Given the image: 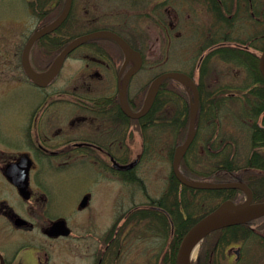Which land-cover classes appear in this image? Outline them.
Segmentation results:
<instances>
[{
    "label": "flooded vegetation",
    "instance_id": "obj_1",
    "mask_svg": "<svg viewBox=\"0 0 264 264\" xmlns=\"http://www.w3.org/2000/svg\"><path fill=\"white\" fill-rule=\"evenodd\" d=\"M90 1L82 4L99 10V4ZM176 1L153 0L144 11L124 13L123 20L113 21L134 55L124 54L117 44L85 47L64 61L46 88L25 77L19 57L0 60L1 85L26 83L41 95L27 110L21 140L0 132V264H165V255L148 243L164 234L176 235L178 196L172 186V197H164L170 183L150 178L147 167L153 161L149 126L163 130L164 117L158 109L154 117L129 119L119 97L124 82L135 71L126 94L130 110L138 112L141 99L130 94L132 82L148 73H165L164 67L177 61L179 41V46L186 41L191 45L185 61H191L189 72H197L202 80L219 78L223 69L218 65L226 63L219 51L234 48L254 60L264 46V0H194L193 11L175 8ZM30 65L44 72L53 63L45 55L36 62L31 59ZM64 71L68 76L60 79ZM208 88L225 91L219 84ZM133 159L139 161L138 174L117 167ZM71 172L86 181L79 187L82 192L71 199L70 212L52 218L51 210L68 196L60 191L57 177ZM52 181L58 188H52ZM163 185H168L164 194ZM73 214L78 220L71 225L64 215ZM57 222L64 229L53 232ZM159 223H169L170 231L158 229ZM257 223L248 228L263 233L264 223ZM66 230L69 234L63 236ZM241 247L228 249L231 264L240 263Z\"/></svg>",
    "mask_w": 264,
    "mask_h": 264
},
{
    "label": "rangeland",
    "instance_id": "obj_2",
    "mask_svg": "<svg viewBox=\"0 0 264 264\" xmlns=\"http://www.w3.org/2000/svg\"><path fill=\"white\" fill-rule=\"evenodd\" d=\"M40 1V2H39ZM49 0H29L27 3V0H0V60H4V62L8 59L15 58L14 60L18 59L19 55L21 54V51L24 47V43L31 35V31L36 27L37 22L36 19H33V16L31 15V11L28 7L29 3H48ZM52 1V0H51ZM101 4V0H98ZM97 0H92L90 2H98ZM143 1V2H142ZM83 0H74V12L76 15L82 14V12H85L86 14V20L91 17H96L94 23L91 24H85V29L78 30V27L76 25V21L71 22L69 30L75 32V36L78 33H85L94 31L98 26H104V27H110L108 25L109 18L113 19H121L123 12L128 11L129 14L133 12H140L146 8V3L144 0H112L111 2H108L105 6L104 3L101 4L98 13L93 14L92 10H90V5L84 6L82 4ZM193 0H184L183 2L181 0H178L175 2V5L177 7H183L190 5L192 9H195L194 5L192 4ZM189 10H191V8ZM82 17H80L81 19ZM79 19V20H80ZM90 20V19H89ZM257 25V24H256ZM240 32V31H239ZM180 41L176 45V53H177V61L174 65H166V68H175L180 69L182 71L188 72L192 63L191 61L186 60L188 57V54L191 53V45H189V42L186 41L185 46L180 49L179 46ZM106 46H110V44L105 43ZM82 49V48H81ZM81 49H78L74 54L79 52ZM18 56V57H17ZM13 60V59H12ZM242 65H240L237 61H233L231 63L225 64V65H218V69H223L219 72L220 83L224 86H227L229 88H233L237 85L243 83V86L251 83V77L249 73H247L245 70H243ZM20 73V72H19ZM68 76L67 71H64L63 75L60 77V79H63ZM3 78H0V80ZM154 77L152 75H143L141 77H137L135 80V88L131 92H137L139 87H144L145 85L143 82L149 83L152 81ZM216 80H212L213 82ZM145 83V84H146ZM2 85L0 84V87ZM7 85L0 88V124H4V126L0 125V132L5 135H16L18 140H21V133H22V127H23V120L24 118L28 117L27 110L28 108L35 106L39 102L40 91L34 89L33 87L28 86L26 83H22L18 87H13L14 85H10L6 87ZM138 87V88H137ZM136 89V90H135ZM132 90V87H131ZM130 90V91H131ZM183 92L182 90H180ZM240 90L237 88H233V92L237 96H239ZM211 93V92H207ZM230 94V93H229ZM245 93H243L242 97ZM174 94H172V99L169 100L168 105L165 104V112H170L176 117V114L178 115L180 113L181 108L184 104L180 102L177 104V102L174 101ZM221 98V97H220ZM177 101V100H176ZM179 102V101H178ZM227 104V105H226ZM241 101H239L237 98H234L232 100V103L226 101L225 106L222 111H218L217 116L214 120V124L216 125V128H214L215 133L218 131V135L216 138H213V132L212 134L208 135V140H214V146L218 147L220 142H227L230 143V146H228V150L231 148V144H234V152L227 153L224 158H221V161L226 160L228 157H230L233 161H240L245 159L247 155H249V151L251 150L250 147V129L245 121H240V112H244L247 102L242 105L241 108ZM226 107V108H225ZM225 109V110H224ZM239 112V113H238ZM169 114V113H168ZM212 131V130H211ZM203 131L201 132L202 135ZM163 134H168V131L166 128H164ZM162 136V135H161ZM201 137V136H200ZM157 140V139H156ZM163 151L169 152V149L172 145V139L170 137H164L163 138ZM167 141V143H166ZM203 141L198 140L197 144L202 143ZM222 142V143H223ZM202 145H207V142H203ZM199 155L194 154L192 156L191 161L194 162V165L196 162H200L199 166L205 165L207 163V151H197ZM247 158V157H246ZM157 163L153 165L152 167L154 170L158 172L159 180H165L169 177L170 180V172H171V159L170 155L164 153L161 155V157L157 158ZM189 175V174H188ZM155 176V175H154ZM190 176V175H189ZM63 178V179H62ZM57 182L59 183L60 191L64 194H68V196H63L62 201L60 202V206L57 208L55 207V211L51 210V213L49 216H52V218H55L58 215H63V213H68L71 211L72 206L68 207L71 203V199H77L82 192V189L79 188L80 185L85 184V180H82L78 177L77 172H71L66 177H57ZM53 182V181H52ZM55 183V182H53ZM58 183H55V185L52 187L53 189L58 188ZM72 184V186L70 185ZM76 187V188H75ZM75 188V190H73ZM159 192L162 193V190H159ZM160 197V193H159ZM215 201H211L210 206H208V209H210L211 206H213ZM63 205V207H61ZM207 205V204H206ZM205 205V206H206ZM205 209V210H208ZM66 218H68V223L72 225L75 221L78 220L76 216L73 214V217H69L64 215ZM73 221V222H72ZM264 237V232L261 233ZM43 239L42 237H40ZM169 241V239H168ZM167 240L163 236L161 240L159 241H150L148 243V246H154L155 249H157L159 252L163 249L167 248L166 246ZM240 245L243 249L242 251V259L240 261V264H258L259 262L264 261V247L261 246L259 240H253L248 241L246 243H241V241L237 242L236 244H229L227 247L223 249V252L220 254V264H230L229 259H226V254L228 249H230L233 246ZM237 249V247H234ZM195 261H193L192 264H194ZM264 264V262L262 263Z\"/></svg>",
    "mask_w": 264,
    "mask_h": 264
},
{
    "label": "water",
    "instance_id": "obj_3",
    "mask_svg": "<svg viewBox=\"0 0 264 264\" xmlns=\"http://www.w3.org/2000/svg\"><path fill=\"white\" fill-rule=\"evenodd\" d=\"M72 1L73 0H67L64 11L62 15L59 17V19L56 20L53 24H51L49 27L36 32L31 37V39L29 40L25 48V51L23 54V62H24V65L26 66L27 75L39 86H45L46 84H48L59 72L60 66L63 60L66 58V56L69 55L75 48H77L78 46L82 45L83 43L89 40L99 39V38L112 39L122 47L125 53H131V49L129 48V46L120 37H118L117 35L113 33L107 32V31H100V32H96L93 34L80 37L76 39L75 41H73L61 53V55L59 56L57 60L58 63H57L56 68L53 69L51 72H49L48 75L40 76V75L35 74L28 67V64H27V59H28V55H29L31 47L39 39L43 38L44 36L48 34L55 32L65 22V20L67 19L70 13ZM260 70L264 76V53L260 60ZM166 79H174V80L185 81V82L187 81L193 87V91L195 94L194 108L191 110V134L187 142L180 149H178V153L182 154L190 146L191 142L194 139V136H195L194 120H195V113H196V110L199 104V95H198L197 89L188 77L182 74H167V75H164L156 79L151 85V88L148 92L145 107L143 111L139 114H132L128 111V106H127V102L125 99V95L122 96V100L126 107L125 111L127 115H130L131 118H135V119L139 118L143 116L149 110L152 100L154 96L157 94L161 83ZM180 160H181V156L175 159L174 172L177 175L180 182H182V184H184L185 186L195 188V189H210V190L235 189V190H241L248 195V201L242 207H237L232 202H226L215 212H213L212 214H210L209 216L201 220L198 224H196L189 231V233L186 235L180 247V250L177 256V263H176V264H189L190 251L193 245L195 244V242L203 239L211 232H214L216 230L225 228L227 226L242 222L241 219L245 218L248 215H252V214L259 215V216L264 215V204L252 206L251 205L252 192L249 190L248 187L242 184L232 183V184H220V185H204V184L190 183V182L185 181L179 172ZM133 166L134 164L132 166H128L125 169H129Z\"/></svg>",
    "mask_w": 264,
    "mask_h": 264
},
{
    "label": "trees",
    "instance_id": "obj_4",
    "mask_svg": "<svg viewBox=\"0 0 264 264\" xmlns=\"http://www.w3.org/2000/svg\"><path fill=\"white\" fill-rule=\"evenodd\" d=\"M59 3V6L55 9H53L50 14L49 18H44L42 20V24H48L55 20L59 13L60 9H62V5ZM70 32L66 31L64 27H62L60 30H58L56 33L51 35L50 37H47V41L49 44V54L53 57H56L58 54H60L66 47V45L72 40ZM39 48L42 49L43 45L40 43ZM43 53V52H40ZM261 79V75L258 73L257 80ZM165 83L163 87L166 86ZM175 94H178V92H175ZM182 93H179V96L183 98ZM202 95V94H201ZM187 99V98H186ZM157 102L154 105V110L156 109ZM188 103L185 100V115L188 113ZM153 110V111H154ZM249 119L253 120V123L251 125V137H250V154L247 160L243 165L234 166L231 161H228L226 166L228 167L226 173L217 174L216 177H212L215 175L216 172H212L210 174L211 179H214L215 181H228V182H242L247 184L254 192V196L257 199L264 198V93L260 94V99L258 103L252 108L249 113L246 115ZM182 139L185 135V132H181ZM195 178H199V175H193ZM209 177V176H208ZM226 179V180H225ZM177 185V182L174 181ZM185 190V189H184ZM188 190V189H187ZM192 193L197 195L195 198L199 197V193H207L210 195H213L214 198H220V197H226L225 192H217V191H192ZM230 194L231 199H236V191H229L226 194ZM204 199V198H200ZM180 200V214H179V235L174 238V245L172 247V250L170 252V255L166 254L167 259L165 260L166 264H176V256L179 250V247L181 245V242L184 238L185 233L187 232V229L194 224L197 219L192 220V216L189 220H184L182 210L184 209L185 212H189V207L185 204V199L182 196L179 198ZM243 225H238L236 227H230L226 229V231L220 232L219 234L215 235L213 240L212 237L208 238L205 241V244L202 248L201 257H200V264H209L210 261H212V256L215 253V248L217 245H221V242L224 244H228L229 242L233 240H239L241 236L242 238L246 237V232L241 233V236H239V229ZM227 234H224L226 233ZM224 234V235H223ZM248 234V233H247ZM213 243V244H212Z\"/></svg>",
    "mask_w": 264,
    "mask_h": 264
},
{
    "label": "bare ground",
    "instance_id": "obj_5",
    "mask_svg": "<svg viewBox=\"0 0 264 264\" xmlns=\"http://www.w3.org/2000/svg\"><path fill=\"white\" fill-rule=\"evenodd\" d=\"M199 246H200V243L197 242L193 248L191 249V253H190V260H194L196 258V256L198 255V251H199Z\"/></svg>",
    "mask_w": 264,
    "mask_h": 264
}]
</instances>
